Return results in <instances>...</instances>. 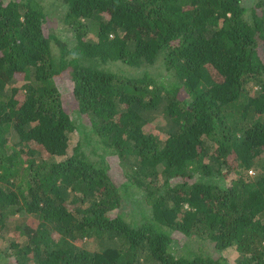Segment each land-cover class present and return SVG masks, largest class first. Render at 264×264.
Listing matches in <instances>:
<instances>
[{
  "label": "trees",
  "instance_id": "1",
  "mask_svg": "<svg viewBox=\"0 0 264 264\" xmlns=\"http://www.w3.org/2000/svg\"><path fill=\"white\" fill-rule=\"evenodd\" d=\"M0 264H264V0H0Z\"/></svg>",
  "mask_w": 264,
  "mask_h": 264
},
{
  "label": "rangeland",
  "instance_id": "2",
  "mask_svg": "<svg viewBox=\"0 0 264 264\" xmlns=\"http://www.w3.org/2000/svg\"><path fill=\"white\" fill-rule=\"evenodd\" d=\"M49 0H42L43 3H47ZM54 22H58V17L54 19ZM90 127H86L85 130L87 131H90ZM76 133H70V135L68 136V142L70 141L71 144L75 143L76 141ZM95 135H87V137L84 139V142H87L89 140V138L91 137H94ZM70 137V139H69ZM57 143H47L45 146H44V152L45 150L47 151H55L57 149L60 150V148H64V146L66 145V137L64 136H60L59 138L56 139Z\"/></svg>",
  "mask_w": 264,
  "mask_h": 264
}]
</instances>
